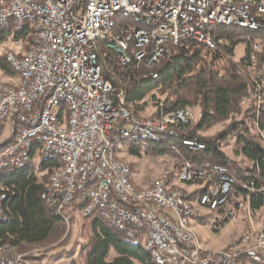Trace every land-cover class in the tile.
Returning a JSON list of instances; mask_svg holds the SVG:
<instances>
[{
    "label": "built area",
    "instance_id": "1",
    "mask_svg": "<svg viewBox=\"0 0 264 264\" xmlns=\"http://www.w3.org/2000/svg\"><path fill=\"white\" fill-rule=\"evenodd\" d=\"M252 4H260L264 23V0H251ZM120 7H128V14L164 18V25L158 32H145V28L123 23L121 17L122 27L127 32H136V42L140 43V50L127 51L126 36H111L106 26L109 10ZM28 11L46 13V20L28 21ZM202 19L221 20L223 26L230 20L256 23L249 19L248 9L235 6L230 0H11L8 10H0V25H24L25 30L33 32L28 57L13 56L15 62L22 63L23 73L29 75L30 88H22L19 82V91L10 93L0 86V125L2 114H11L12 121L15 116L33 118L34 114L27 112L29 99H38L37 109L47 106L48 122L39 128L47 129V136L42 137V146L37 147L36 153L68 156L67 169L56 173V190H49L44 184L41 194L46 204L53 207V213H58L59 204L67 207V201H71L69 184L75 179L74 161H77L78 149H85L87 159L82 162L85 177L81 186L91 184L92 197V204L85 213L87 218L104 215L127 234L143 232L142 241L159 252V259L168 258L171 264H241L240 249L264 251V229L250 230L247 225L243 235L225 249L204 250L197 246L196 238L189 235V229L182 228V214L191 213L183 206V199H189L190 192L171 191L170 168L148 180L150 194L135 193L136 184L129 180L127 164L101 152L104 142L124 133L151 132L161 136L166 129H176L181 134L192 131L191 123L196 117L190 106L166 110V117H173L174 125L158 121L157 113L153 118L136 120L124 104L123 90L127 88L125 81L153 75V72L129 74L127 71L136 70L142 49H150V57L166 55V60L171 61L176 57L174 48L178 46L188 49L192 45L201 52L217 54L220 47L211 32L203 28ZM261 49L262 44L253 41L248 51L251 69L255 68ZM220 58L233 59V51L225 50ZM151 91L166 93L163 85ZM42 93H49V101H42ZM57 100L72 103L73 114L63 112V117H72L71 127H62L63 117H54ZM240 105L256 112L264 109V55L245 85ZM157 109L164 108L157 106ZM176 119H183V126H176ZM31 136L32 132L21 130L17 148L2 155L0 165L7 159L22 158V146ZM183 139H187L194 150L204 148L196 139ZM175 153L171 156L172 166L183 164V180L195 183V190L208 189L204 202L216 212L212 224L215 230L223 222L231 221L236 208L245 210L251 194H264V187L255 188L250 184L243 185L246 193L236 196L235 184H228L230 176L218 175L215 163L192 165L177 155V148ZM95 175H108L113 192L118 193V198H124V205L111 204L109 194H105L100 183H95ZM15 249L10 248L9 243L0 245V264L3 260L26 264L15 254Z\"/></svg>",
    "mask_w": 264,
    "mask_h": 264
},
{
    "label": "trees",
    "instance_id": "2",
    "mask_svg": "<svg viewBox=\"0 0 264 264\" xmlns=\"http://www.w3.org/2000/svg\"><path fill=\"white\" fill-rule=\"evenodd\" d=\"M213 39L217 42L219 51L212 54L209 51L201 52L198 48L183 46L174 48L176 57L171 60L162 58L160 62L146 72L143 67L136 70L128 69L129 74L149 73L153 75L147 79L125 81L127 86V103H131L139 111L140 100L153 90L157 85H163L166 96L157 99V106H162L164 111L178 106H197L202 114L199 123L191 132H186L181 137L196 139L204 144L200 150L188 149L177 139L170 142L182 153L185 160L194 165L218 163L227 168L228 173L235 179V193H246L243 185L253 184L255 188L264 187V109L255 111L252 108L242 110L240 99L244 94L245 85L250 81L252 72L259 68L264 55V31L253 32L234 26L213 25L209 26ZM10 31L0 30V39ZM27 31L14 33L15 37L22 40ZM253 41H259L262 49L256 66L250 68L248 51ZM245 43L244 56L236 61L234 59L220 58L225 50L233 51L238 44ZM0 70L4 73L15 71L7 64L5 54L0 56ZM154 98L152 94L150 96ZM236 116L231 121L230 128L222 131L212 138L196 135L198 130L207 128L216 122ZM238 117V118H237ZM229 136H234L239 153L251 163V168L236 167L221 151V143ZM170 144V143H169ZM167 145L155 148V152H170ZM5 143L0 144V147ZM151 145V144H148ZM147 145V146H148ZM146 146V147H147ZM132 154H138L133 144H128ZM33 150L29 162L17 169H0V195L4 197L2 210L4 218H0V244L9 243L19 249L21 245L42 244L48 240L60 217L51 215L40 198L44 184L50 172L57 166L56 162L44 160L39 163L40 170H48L46 181L39 180L31 166L34 156ZM193 195L195 193H192ZM251 211L259 210L264 206V194L256 192L250 195ZM81 208L79 202H74L70 210ZM80 212V210H79ZM91 237L86 246L81 249L85 264H156L143 247V232L127 236L124 232L103 222L98 216L91 218ZM110 251L114 256L110 257ZM242 264H264V253L253 252L241 256Z\"/></svg>",
    "mask_w": 264,
    "mask_h": 264
},
{
    "label": "bare ground",
    "instance_id": "3",
    "mask_svg": "<svg viewBox=\"0 0 264 264\" xmlns=\"http://www.w3.org/2000/svg\"><path fill=\"white\" fill-rule=\"evenodd\" d=\"M125 2H132V0H125ZM231 4L240 7L241 9H248V17L251 20H255L256 23L248 24L246 20H230L225 23V26H234L244 28L253 32H263L264 31V23H263V15L260 12V4H252L251 0H230ZM11 7V0H0V10H8ZM122 17V22L128 24V26L140 27L145 28V32H158L159 28H162L164 25V18H144L141 15L135 14H128V7H120L114 8L113 10H109V15L106 16V26H108V32L111 36L114 37H123L126 36L125 39V48L127 51H136L140 50V43L136 42V32H127V29L123 28L120 24V18ZM37 20H46V13H38L35 11H28V21H37ZM213 25H223L221 20H214V19H202V26L203 28H207V32L209 31V26ZM0 30L10 33L6 34L4 37L7 44L11 45L14 48H17L16 51L9 48L5 52V60L7 64L15 71V74L18 76V81L15 83H5L0 80V86H2L3 90H10V93H17L19 91V82L22 84V88H30V79L29 75H26L22 71V63L15 62V58H25L31 52V44L33 42V32L32 30H26L27 34L26 37H30V42L26 40H22L20 37H15L14 33H22L25 31L24 25H14L8 27V25H0ZM16 38V41L14 40ZM4 41V40H3ZM13 56L15 58H13ZM164 58L166 60V55H158V57H150V49H142L140 54H138V58L136 60V69L137 68H144L146 72L150 71L152 67L160 62V60ZM152 73V72H149ZM152 76V75H151ZM147 79V78H144ZM157 85L155 88H158ZM154 88V89H155ZM153 89V90H154ZM127 91L126 88L123 90V100L124 104L128 110V112L132 113V117L136 118V120H145L150 119L155 116V114L150 115H142L138 113L136 108L133 104L127 103L126 101ZM42 101H49V93H42ZM38 106V99H29L27 101V112L28 114H34L33 118L25 119L23 116H15V120H11V114H2V123L0 125V137L7 132L5 138H3V142L0 144L5 143L4 146L0 147V157L2 155H6L11 152L13 149L17 148V140L21 137V130H28V132H32V136L30 140L26 141L25 144L22 146V158H15V159H7L5 162L0 165V169H17L26 165L31 157L33 150H35L38 146H42V137L47 136V129H39L41 125H45L48 122V114L47 113V106H40V109H37ZM63 112L65 114H73V106L72 103H65L64 100H57L54 110V117H63ZM158 121H164L165 125H174V118L173 117H166V111L163 109H158L157 112ZM72 124V117H63L62 118V127H71ZM176 126H183V119H176ZM181 133H178L176 129H166L163 131L162 135H158L151 132H142L139 134H131V133H124L117 137H112L111 140L108 142H104L101 145V152L102 155H110L112 159H117L115 156V150L113 145L121 142L135 144V143H142L145 146L148 144H155V145H167L171 151L175 152V148H177L174 143L172 144L170 141L172 139H178L183 146H187L188 149L194 150V147L190 143H187V139H183L181 137ZM44 160L54 161L56 162L57 166L50 172L47 182L45 183L46 186H49V190H56V173L59 170H66L68 164V156H62L58 153H50L46 154V152H38ZM177 155L180 158L182 153L177 149ZM87 159V150L85 149H78L77 151V161H74V171H75V179L70 181L69 184V194L72 195L71 201H67L66 204H59L58 205V213H53V207L51 205H47L45 199L42 198L40 193V198L43 201L44 205L47 207L51 215L55 217H60L63 221L67 220L64 216V210L69 208L74 204V202H79L81 205L80 215L85 218L86 211H88L90 205L92 204V197H91V184H83L81 186V182H84L85 177V166L82 165V162H85ZM117 161L121 164H127V170L129 173V180H131V184H135L131 179L132 169L130 163L124 159H117ZM194 165V164H192ZM217 167V174L218 175H229L228 177V184H235V179L231 174L228 173V170L225 166L215 163ZM181 172H183V164H173L170 169V181L171 184V191H175L176 193H186L182 187L178 186V183H188V184H195L189 183L183 180ZM95 183H100L102 185L103 190H105V194H109V200L111 204L115 205H124V198H118V193L113 192V184L112 180L108 179V175H95ZM135 193H143V194H150V184L147 183L145 187H138L135 186ZM0 197H2L0 195ZM206 197H208V189H201V195L198 198V202L200 205L206 206ZM4 197L0 199V214L4 215L2 210ZM183 206L184 209H189L191 213H184L182 214V228L189 229V235L196 238L197 246L203 248L198 241V238L194 231L192 230L191 226L189 225L190 218H198L199 215L192 209L191 199H183ZM209 208L214 209V207L206 206ZM243 208H236V210L232 213L231 219H234L238 215V211L242 210ZM246 211L250 212L249 203H245ZM98 216L103 222L107 223L108 225L117 229V225L115 222H112L107 219L104 215H96ZM4 218V217H0ZM67 222V221H66ZM226 223L223 222L222 225ZM220 225L219 228H222ZM218 228V229H219ZM118 230V229H117ZM124 232L127 236H132L127 234L126 230H119ZM6 243H1L0 245H6ZM10 248H17L14 245L9 244ZM144 250L149 253L152 260L156 264H171L170 259L168 258H161L159 259V252H155V249L152 248V245L149 243L143 242ZM249 249V248H247ZM253 249V248H252ZM250 249V250H252ZM207 250V249H204ZM223 250V249H222ZM254 250V249H253ZM209 252H217L207 250ZM249 250H240V256L242 253H248ZM3 264H17V262H12L11 260H3ZM242 264V263H241Z\"/></svg>",
    "mask_w": 264,
    "mask_h": 264
},
{
    "label": "rangeland",
    "instance_id": "4",
    "mask_svg": "<svg viewBox=\"0 0 264 264\" xmlns=\"http://www.w3.org/2000/svg\"><path fill=\"white\" fill-rule=\"evenodd\" d=\"M4 40V41H3ZM16 51L17 48L7 44L4 38L0 39V56L5 54L9 49ZM245 53V43H238L233 50V59L239 61ZM263 60V58H262ZM18 76L14 73H4L0 70V80L5 83H12L17 80ZM166 92V90H165ZM154 98H151V95ZM166 96V93H153L151 90L145 95L143 100H140L139 111L142 115L153 114L156 108L157 99L162 100ZM241 101V99H240ZM189 106V105H188ZM241 109L243 108L240 105ZM193 115L196 118L191 123V129L196 126L202 114L197 106H190ZM198 115H201L198 117ZM236 116L228 118L226 120L216 122L207 128H203L196 132V135L200 137H215L222 131H227L230 128L231 121ZM238 118V117H237ZM7 132L0 137V142L3 141ZM129 143L118 142L113 145L115 150V156L117 159H124L130 163L131 169L135 171L136 178L147 186L148 180L152 177H157L164 169L172 167L170 152L162 153L153 151L155 148H162L160 145L151 144L147 147L142 143H135L133 146L138 151V154H132L128 150ZM221 151L236 167L249 169L251 163L246 160L240 153L237 144L235 143L234 136H229L222 141ZM123 154V156H120ZM42 161L41 156L38 152L34 153L31 160V166L34 168V173L39 180L44 179L46 181L49 174L48 170H40L39 163ZM10 170V168L6 169ZM132 171V172H133ZM132 179V175H131ZM190 192V199L192 203V209L199 215L198 218H190L189 225L196 234L198 241L204 249L211 251H218L225 249L230 246L233 242L239 239L245 232L247 225L250 230L264 229V206L256 211L250 210V215L247 214L246 209L238 211V215L224 223L218 230H215L212 226L213 220L215 219L216 212L214 209L200 205L198 198L201 195V189L195 190V184L178 183V186L182 187ZM139 187V186H138ZM145 187V186H144ZM141 188V187H140ZM195 192H192L194 191ZM235 190V189H234ZM192 193H195L194 195ZM241 192H237L236 196H240ZM70 206L69 208H71ZM197 207V208H196ZM64 216L67 218L64 222H58L53 232L47 241L42 244L36 245H21L19 249H15V254L20 255V258L26 264H85L84 258L81 254L88 240L91 237V219H84L77 210H64ZM250 216V217H249ZM63 221V220H62ZM67 221V222H66ZM251 221V222H249ZM143 242V241H142ZM252 248H244L240 250H249L248 253H242L241 256L253 252L264 253L262 250H250ZM114 256V252L110 251V257Z\"/></svg>",
    "mask_w": 264,
    "mask_h": 264
},
{
    "label": "crops",
    "instance_id": "5",
    "mask_svg": "<svg viewBox=\"0 0 264 264\" xmlns=\"http://www.w3.org/2000/svg\"><path fill=\"white\" fill-rule=\"evenodd\" d=\"M18 80H14V82H12V83H15V82H17ZM4 141V140H3ZM3 141H1L0 143H2ZM120 156H123V154H120ZM133 171V170H132ZM132 180H133V182L137 185V186H139V187H144V186H146L145 184H143V183H141L137 178H136V174H135V171H133L132 172ZM182 188H184V189H186L185 188V185H182ZM196 189V188H195ZM187 190V189H186ZM192 192H195V190L194 191H192ZM197 208V207H196ZM201 217V216H200ZM199 217V218H200ZM198 218V219H199ZM192 226V225H191ZM193 227V226H192ZM194 228V227H193Z\"/></svg>",
    "mask_w": 264,
    "mask_h": 264
}]
</instances>
